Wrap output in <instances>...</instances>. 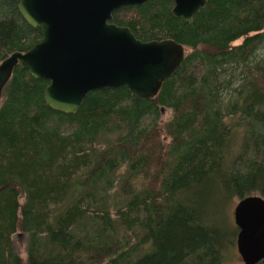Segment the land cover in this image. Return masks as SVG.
<instances>
[{
	"label": "trees",
	"instance_id": "16d2710c",
	"mask_svg": "<svg viewBox=\"0 0 264 264\" xmlns=\"http://www.w3.org/2000/svg\"><path fill=\"white\" fill-rule=\"evenodd\" d=\"M20 1L0 0V64L42 38ZM173 8L113 14L142 42L186 49L152 100L97 90L66 114L46 102L48 81L14 71L0 105V264H227L231 204L264 198V0H208L191 24Z\"/></svg>",
	"mask_w": 264,
	"mask_h": 264
},
{
	"label": "water",
	"instance_id": "95a60500",
	"mask_svg": "<svg viewBox=\"0 0 264 264\" xmlns=\"http://www.w3.org/2000/svg\"><path fill=\"white\" fill-rule=\"evenodd\" d=\"M150 0H21L19 10L42 38L26 53L0 64V105L17 67L50 84L45 100L55 111L76 114L92 91L128 88L134 99L152 100L186 61L174 40L142 42L114 23L115 11ZM208 0H174L172 15L188 24ZM237 249L245 264L264 263V198L252 196L236 208Z\"/></svg>",
	"mask_w": 264,
	"mask_h": 264
},
{
	"label": "rangeland",
	"instance_id": "374dc122",
	"mask_svg": "<svg viewBox=\"0 0 264 264\" xmlns=\"http://www.w3.org/2000/svg\"><path fill=\"white\" fill-rule=\"evenodd\" d=\"M163 117H165V119L168 120L171 117V112L168 110L164 111ZM237 206H238V201H234V203L231 204L229 208V214L232 220L235 219V215H236L235 211H236ZM28 241H29V237L27 234L15 235L13 237L14 250L16 254H18L19 256L23 258H25L27 254ZM226 263L227 264H245L238 252L237 245L234 246L230 255L227 256Z\"/></svg>",
	"mask_w": 264,
	"mask_h": 264
}]
</instances>
